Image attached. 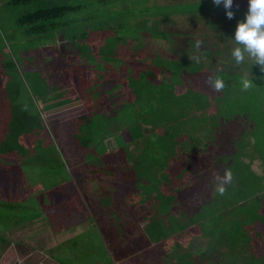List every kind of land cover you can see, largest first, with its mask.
Wrapping results in <instances>:
<instances>
[{
	"label": "rangeland",
	"instance_id": "obj_1",
	"mask_svg": "<svg viewBox=\"0 0 264 264\" xmlns=\"http://www.w3.org/2000/svg\"><path fill=\"white\" fill-rule=\"evenodd\" d=\"M7 1L0 0V236L10 243L1 264L41 243L49 246L47 220L60 229L89 213L92 225L52 252L61 264H172L168 262L172 259L173 264H191L188 253H181V262L169 253L184 241L198 244L192 238L195 234L214 236L210 227L217 222L216 197L222 196L225 184L229 190L233 180L254 189L242 198L246 214L236 208L238 213L231 212L223 226L232 232L242 227L241 238L232 243L242 254L232 247L226 257L242 264L256 253L264 254V223L246 216L264 200V40L235 30L238 16L246 17L244 24L249 19L248 12L232 3L241 0H212L230 2L228 8L212 11L198 7L199 1H207L208 7L210 0H42L28 5ZM73 1L97 3L84 11L96 21L83 25L91 38L86 43L81 41L82 28L72 26L67 33L76 30V43L62 41L56 32L19 39L21 13ZM187 1H191L187 6L194 5L191 13L168 10L167 6ZM148 9L152 13H142ZM80 50L87 51L84 61L92 70L90 57L99 53L100 71L94 76L91 70H80L79 58H84ZM188 64L201 68L189 76L183 70L191 69ZM227 75H243L241 84L228 86L220 79ZM168 86L187 91L184 97L199 95L209 102L206 110L214 114V129L203 120L207 114L203 111L179 115L177 127L187 131L181 138L198 151L194 159L183 156L168 163L162 157L166 142L155 141L156 163L162 170L156 177L172 194L156 202L151 180L142 175L148 164L144 170L126 167L127 144L137 134L132 126L139 116L133 102L136 92L157 94ZM121 134L123 140L115 146ZM48 140H55L60 156H52L55 151ZM152 156L150 151L148 158ZM48 179L46 186H56L54 191L48 198L44 193L39 196L37 182ZM80 184L85 196H75L76 202L69 203L73 192L69 188ZM124 207L129 209L126 215L120 214ZM196 255L197 261L201 250Z\"/></svg>",
	"mask_w": 264,
	"mask_h": 264
},
{
	"label": "flooded vegetation",
	"instance_id": "obj_2",
	"mask_svg": "<svg viewBox=\"0 0 264 264\" xmlns=\"http://www.w3.org/2000/svg\"><path fill=\"white\" fill-rule=\"evenodd\" d=\"M111 18H114L111 16ZM113 27V26H112ZM86 43V41H83ZM82 42L80 41V44ZM83 43V44H84ZM82 48V47H81ZM83 53L84 58H79V68L82 71H90L93 73L92 76H94L95 71L100 69L97 65V57L99 56V53H94V55H91L90 58H92L94 68L91 69L87 65L88 63L85 60V58H88L87 51H81ZM183 60V58H182ZM184 61V60H183ZM193 65L195 64L193 61H191ZM188 64L189 68H195L197 66H193ZM43 75L46 74L43 73ZM86 78V77H84ZM152 82H155V79H153ZM151 82V83H152ZM151 83L149 86H151ZM169 90H166L164 92H158L157 94H153L150 92V90H144L143 93L146 95L150 94L148 97V100L144 99L145 94H142L139 96L138 91L135 89L136 92V98L134 99L135 106L137 108L138 113V119L134 121L133 127H136L137 134L134 136L132 141H129L127 144V148L130 150V156L127 160V166H140V168L145 169L143 165L148 164L149 168L146 169V172L142 173L144 177L147 179H150V185H151V191H156L160 195L155 192L153 200L157 201H163L165 200L166 196H171V193H167L162 186H160L159 182L162 181V178L159 179L162 175V170L159 168L158 164L156 163V153H154L155 150V141H165L166 142V149L164 150V154L162 157H165L168 163H172L173 160L176 158H180L183 156L191 157L194 159L198 155V151L195 148L194 145H192L189 142L183 141L181 137L182 134H185L186 132L182 128H178L177 122L179 119V115L181 113H184L185 111L197 113L202 111L206 114V116H203V120L205 119L210 124V130L213 131L214 129V114H211L209 112L210 106H208L209 102H206L204 99H202L199 95L196 98H187L184 95L187 93V91H179V90H171L170 86H168ZM152 91V90H151ZM196 92H199L197 90ZM155 96V98H154ZM152 99V100H151ZM201 102H200V100ZM209 110H206L208 109ZM186 113V112H185ZM213 113V112H212ZM216 122L218 124V127L222 126L220 123H218L217 119ZM213 125V128H212ZM220 127L219 129H221ZM206 131L207 128H205ZM224 130V128H222ZM197 132V131H196ZM123 134L120 135V138L115 139V146L116 143L120 140H123L122 137ZM166 138V140L164 139ZM178 138L180 140H178ZM187 140V139H186ZM184 143V144H183ZM149 144V145H148ZM184 146H183V145ZM120 145V144H119ZM114 146V147H115ZM197 147V146H196ZM151 148V152H153V156L151 159L148 158V155L150 154V151L148 152L147 149ZM146 159L147 161L141 162L140 159ZM166 168V166H165ZM127 170H125L126 172ZM158 172V173H157ZM160 175V176H159ZM159 176V177H156ZM163 188V191L161 189ZM226 189V184L224 186ZM142 189V188H140ZM222 192L221 197H216V203L218 204V212L216 213V216L213 217L217 222L213 223L212 227L210 229L214 230V236L211 237V234H206L205 232H201L202 235H193L192 238L196 239L198 244H195L194 242L189 245V243H184L179 246H174L172 248L171 253L173 254L170 256L172 258L175 256L177 259L176 261L181 262V253L185 254L188 253V258L190 260L191 264H241L237 258H227L226 254L229 252L232 254V243L234 241L231 240L230 234L232 230H227V228H224L223 226H226L229 223V215L231 212H236L234 210H238L236 208L241 207L239 213H244L245 206H247L246 203L243 202L242 198L248 194L251 189H254L250 187V184L247 182H242L241 180H238L237 182L233 180V183L231 184V187L228 188L229 190H225ZM244 192L243 194H240V192ZM150 194V192H149ZM246 202V201H245ZM244 203V204H242ZM229 206H233L231 209L228 208ZM252 207V206H251ZM257 210L259 215H264V200H259L257 202ZM129 209L127 207H124L123 210H121L120 214H127ZM244 211V212H243ZM238 213V212H236ZM261 221L264 223V217L261 219ZM142 228L139 226L137 231H140ZM144 229V228H143ZM200 233V232H199ZM230 241H232L230 243ZM210 245H213L211 250L208 251L210 248ZM176 247V248H175ZM201 250L202 257L195 260L197 256L196 253ZM168 257V256H167ZM169 258V257H168ZM242 264H248V263H242Z\"/></svg>",
	"mask_w": 264,
	"mask_h": 264
},
{
	"label": "trees",
	"instance_id": "obj_3",
	"mask_svg": "<svg viewBox=\"0 0 264 264\" xmlns=\"http://www.w3.org/2000/svg\"><path fill=\"white\" fill-rule=\"evenodd\" d=\"M41 2L42 0H10L7 1L8 4L12 5H28L33 2ZM105 1V0H102ZM188 2L187 1L184 3H178L175 6H167L168 10H175L178 12H189L191 13V5L187 6ZM82 1H73V2H61L57 4H52V5H41L40 7L30 10L26 13H21L17 17V25L20 31L19 34V39L20 40H26L27 38L31 36H44V35H50L54 34L55 32L58 34V37L62 41H67V42H73L76 43L79 38L76 30L73 31V34H68L67 31H72L75 28H82L80 36H81V41H88L91 38L87 36V33L89 32V28L83 27L84 24L86 23H95L96 21L94 20L95 17L91 12H89V17H86L87 13L85 14L84 11L88 10L89 6H94L97 3H86ZM104 3V2H103ZM204 3H208L207 1H199L198 7L201 8L199 10L205 9V11H212L214 9H219L222 10L224 7L228 8L227 5H230V2H213L212 0L209 1V5L207 7V4L204 5ZM210 3L212 5H210ZM234 5H239L240 9L248 12L249 19L248 21L250 22L248 24V21L246 19V23L244 24V19L242 18V15L238 16V24L235 26V30H238L240 33H245V31L250 33L251 36H255L256 39L264 40V0H261L259 3V0H241V1H235L232 2ZM193 4V3H192ZM196 8V7H195ZM232 8H229L228 10H231ZM157 10H163L162 6H157ZM198 10V11H199ZM228 10H223V11H228ZM262 10V13H260ZM111 11V10H109ZM153 10L148 9V10H143L142 13H152ZM78 13H82L80 16H75ZM193 13V12H192ZM198 13V12H196ZM111 17V16H110ZM93 21V22H92ZM73 27L71 29L70 27ZM97 25L95 28L96 29ZM225 31V29H223ZM226 30H228L226 28ZM227 32V31H226ZM230 35H235L236 32H231ZM228 34V33H227ZM229 35V34H228ZM229 37V36H227ZM34 43V41H31ZM196 68H191V69H183L186 72H188L189 76H193L199 71ZM191 70V71H190ZM154 78L159 77L156 74H153ZM243 75H227V76H222L220 79L224 80L227 82L228 86H235L241 84L240 77ZM253 80V79H252ZM254 81V80H253ZM218 82V81H217ZM258 82V81H256ZM216 83V82H215ZM248 206H250L248 204ZM246 208V206H245ZM244 208V209H245ZM245 211V210H244ZM243 211V212H244ZM255 213H249L250 215H246L247 217H251V221L257 217L259 219H262V215H259L257 210L254 211ZM242 213V212H241ZM246 214V212H244ZM234 223L235 220H233ZM236 230V233L234 232ZM230 234V238L232 241L237 242L239 241V238H241L240 232L242 230V227L238 225V228ZM238 230V231H237ZM9 238L6 239L3 236H0V258L3 253V251L6 249L7 245H9ZM234 252L242 254L241 250L236 249L237 244L232 245ZM231 255V254H230ZM237 255V254H236ZM239 258V257H238ZM249 261L247 262L248 264H264V254H255L254 256L250 257L249 259L245 260Z\"/></svg>",
	"mask_w": 264,
	"mask_h": 264
},
{
	"label": "crops",
	"instance_id": "obj_4",
	"mask_svg": "<svg viewBox=\"0 0 264 264\" xmlns=\"http://www.w3.org/2000/svg\"><path fill=\"white\" fill-rule=\"evenodd\" d=\"M47 144H48L49 149L52 152H54L55 147H56L55 140H48ZM57 149L58 148H56V151L54 152V154H52L53 157L56 154L58 156H60V154L57 152ZM44 163H46V162H44ZM100 164L101 165H99V167H101L103 169L105 167V165H103L102 162H100ZM66 165H67V168L71 167L68 164H66ZM107 171L108 170H103V172H107ZM82 172L85 173L84 171H82ZM51 173H52V167L50 170V174ZM24 174H27V173L25 172ZM27 176H28V174H27ZM29 176H30V174H29ZM37 183H39V186L41 187V188L37 189L39 196H42V194L44 193L45 195H47V198L49 197V194H50L49 192L51 191V189H52V191H54L53 189H54V187H56V186H52V187L46 186V184L48 185V183H49V179H48V181L39 180V182H37ZM29 186L31 188H35L34 183L30 182ZM24 187H26V186H24ZM69 189L73 191L72 193L70 191V194L72 195V197L68 200L69 203L71 201L76 202L75 196H79V198H80V195L85 196V191L82 190L81 184L78 186H72ZM77 191H79V192H77ZM51 198H53V196ZM42 216H43V214L41 216H35V217L39 218ZM91 216H92V213L91 214L89 213V217L84 218V216H82L83 218H81V217L77 218V219H75V221H73L69 224H66V226L64 228H60V229L54 228L53 225H51V223L47 220V223H48L49 229H50V235H47L48 239L46 242L49 243V246H45L44 243H41L37 247H35L34 249H31L30 251H28L29 253L25 254L24 256H22L20 254H14V256H10L9 261H7V262L5 261L4 264H61L54 257L52 252L56 251L55 248L57 246L62 245L64 242L71 240V239H73V237L79 235L83 229L87 228L88 225L89 226L92 225ZM35 217H30L28 219L34 220ZM168 250H170V249H166V251H168ZM14 252H16V251L14 250ZM163 253H167V252H165L164 248H163ZM21 256H22V258H21ZM1 260H2V257L0 258V264L2 263ZM167 261H168V257H167ZM173 261H175V260L172 259L171 261H168V262L173 264Z\"/></svg>",
	"mask_w": 264,
	"mask_h": 264
}]
</instances>
